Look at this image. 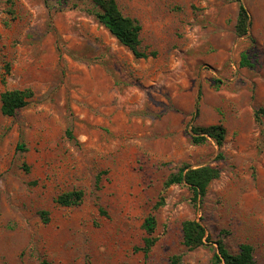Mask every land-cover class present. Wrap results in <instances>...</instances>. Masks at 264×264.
<instances>
[{
	"label": "rangeland",
	"instance_id": "obj_1",
	"mask_svg": "<svg viewBox=\"0 0 264 264\" xmlns=\"http://www.w3.org/2000/svg\"><path fill=\"white\" fill-rule=\"evenodd\" d=\"M116 1L147 57L90 0H0V94L32 92L13 116L0 110V264H214L217 240L231 253L250 244L264 264V0H240L243 36L236 0ZM218 123L220 148L191 142L193 126ZM184 165L219 170L196 200L184 183L165 187ZM70 191L79 204L56 203ZM188 219L205 230L193 250Z\"/></svg>",
	"mask_w": 264,
	"mask_h": 264
},
{
	"label": "trees",
	"instance_id": "obj_2",
	"mask_svg": "<svg viewBox=\"0 0 264 264\" xmlns=\"http://www.w3.org/2000/svg\"><path fill=\"white\" fill-rule=\"evenodd\" d=\"M97 11L94 12L96 20L106 28L109 33L117 39L123 46L127 47L135 58H145L147 54L138 49L140 40L139 34L141 26L134 18L124 15L116 0H90ZM237 18L235 23V33L237 36H243L248 31V11L240 0H236ZM153 55V53H151ZM242 60L245 62V54L242 55ZM32 96L29 88L5 90L0 94V110L3 115L13 116L15 112L27 104L28 99ZM260 113L264 115V110L260 109ZM253 113L254 119L258 121L259 113ZM66 135L70 138L71 133L66 131ZM190 139L194 144H202L208 139L215 142L220 148L226 137L225 127L218 124H211L208 126H193L190 129ZM18 149H22V145H18ZM221 157V154H219ZM219 175V170L216 167L204 165L196 168L188 166H181L177 172L171 174L165 181V187L172 184L184 183L192 191L194 200L202 197L209 185V183L216 179ZM83 197L82 191H70L60 194L56 198V203L62 206H74L81 202ZM154 206L153 209H155ZM44 222L47 221L46 212H41ZM155 216L149 213L143 220L142 227L146 233L143 239V246L139 248L147 256L151 247L155 243L153 232L155 230ZM182 239L183 245L188 250H193L204 245L205 230L203 226L195 219H188L182 223ZM216 246L213 248L212 261L214 264H254L253 248L248 243L239 245L237 253H231L225 247L221 240L215 242ZM169 264H181L180 256L174 255L170 257Z\"/></svg>",
	"mask_w": 264,
	"mask_h": 264
}]
</instances>
